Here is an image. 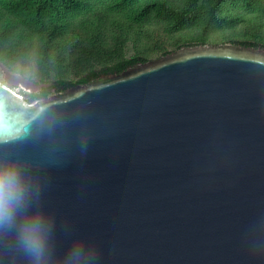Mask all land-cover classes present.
Wrapping results in <instances>:
<instances>
[{
	"label": "water",
	"instance_id": "obj_1",
	"mask_svg": "<svg viewBox=\"0 0 264 264\" xmlns=\"http://www.w3.org/2000/svg\"><path fill=\"white\" fill-rule=\"evenodd\" d=\"M4 166L51 225L41 264H264V47L184 44L32 100L0 80ZM0 264H36L15 229Z\"/></svg>",
	"mask_w": 264,
	"mask_h": 264
},
{
	"label": "trees",
	"instance_id": "obj_2",
	"mask_svg": "<svg viewBox=\"0 0 264 264\" xmlns=\"http://www.w3.org/2000/svg\"><path fill=\"white\" fill-rule=\"evenodd\" d=\"M223 41L264 47V0H0V59L44 84L28 100Z\"/></svg>",
	"mask_w": 264,
	"mask_h": 264
},
{
	"label": "clouds",
	"instance_id": "obj_3",
	"mask_svg": "<svg viewBox=\"0 0 264 264\" xmlns=\"http://www.w3.org/2000/svg\"><path fill=\"white\" fill-rule=\"evenodd\" d=\"M27 189L14 166L0 168V229H15L23 249L41 264L48 252L50 223L41 215H27ZM73 253V257L78 256Z\"/></svg>",
	"mask_w": 264,
	"mask_h": 264
},
{
	"label": "rangeland",
	"instance_id": "obj_4",
	"mask_svg": "<svg viewBox=\"0 0 264 264\" xmlns=\"http://www.w3.org/2000/svg\"><path fill=\"white\" fill-rule=\"evenodd\" d=\"M241 32H242V26L240 25L236 29L227 31V33H241ZM166 41H168V39H166ZM0 80L3 83L8 84L14 91L19 93L23 98H28L31 94L37 91V88L39 87V86H31L30 84H27L26 80L41 85V83L38 81V70L36 69L35 66L28 71L19 72L11 69L1 59H0Z\"/></svg>",
	"mask_w": 264,
	"mask_h": 264
},
{
	"label": "flooded vegetation",
	"instance_id": "obj_5",
	"mask_svg": "<svg viewBox=\"0 0 264 264\" xmlns=\"http://www.w3.org/2000/svg\"><path fill=\"white\" fill-rule=\"evenodd\" d=\"M26 82H29V81L27 80ZM40 88H41V86H39V87L37 88V91H39ZM52 89H55V88H51V90H52ZM35 92H36V91H35ZM48 94H49V93H48ZM47 96H48V95H47ZM47 96H46V97H47ZM42 98H44V97H42Z\"/></svg>",
	"mask_w": 264,
	"mask_h": 264
}]
</instances>
